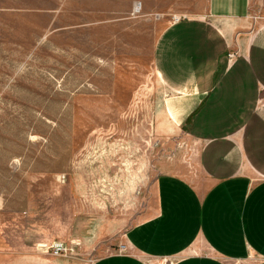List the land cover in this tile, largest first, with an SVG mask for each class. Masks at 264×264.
Wrapping results in <instances>:
<instances>
[{"label":"rangeland","instance_id":"obj_1","mask_svg":"<svg viewBox=\"0 0 264 264\" xmlns=\"http://www.w3.org/2000/svg\"><path fill=\"white\" fill-rule=\"evenodd\" d=\"M252 6L253 31L264 7ZM206 11L207 0H0V264L128 252L156 176L197 178L153 50L175 18Z\"/></svg>","mask_w":264,"mask_h":264},{"label":"crops","instance_id":"obj_2","mask_svg":"<svg viewBox=\"0 0 264 264\" xmlns=\"http://www.w3.org/2000/svg\"><path fill=\"white\" fill-rule=\"evenodd\" d=\"M253 2L207 0L205 15L157 38L162 110L197 145L199 174L156 176L148 217L124 235L128 252L92 264H264V21L250 29Z\"/></svg>","mask_w":264,"mask_h":264},{"label":"built area","instance_id":"obj_3","mask_svg":"<svg viewBox=\"0 0 264 264\" xmlns=\"http://www.w3.org/2000/svg\"><path fill=\"white\" fill-rule=\"evenodd\" d=\"M180 19L179 18H175L174 20H173V22H177V21H179ZM230 58H232L233 56H229ZM121 253H123V252H121ZM165 260H163V262H164Z\"/></svg>","mask_w":264,"mask_h":264},{"label":"bare ground","instance_id":"obj_4","mask_svg":"<svg viewBox=\"0 0 264 264\" xmlns=\"http://www.w3.org/2000/svg\"><path fill=\"white\" fill-rule=\"evenodd\" d=\"M138 9H139V5L137 4V5L135 6V10H136V12L138 11Z\"/></svg>","mask_w":264,"mask_h":264}]
</instances>
